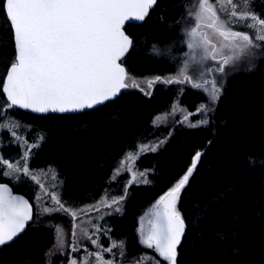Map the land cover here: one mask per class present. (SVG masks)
I'll return each instance as SVG.
<instances>
[{
    "label": "trees",
    "instance_id": "obj_1",
    "mask_svg": "<svg viewBox=\"0 0 264 264\" xmlns=\"http://www.w3.org/2000/svg\"><path fill=\"white\" fill-rule=\"evenodd\" d=\"M203 8L215 12L219 22H212L248 33L239 54L218 48L222 38L214 28L194 56L186 54L183 24H199L188 20L189 12ZM245 10L250 13L245 20L264 26V0H248ZM210 17L203 18L205 25ZM245 24H233L218 0H157L144 22L125 27L133 43L121 58L127 86L119 97L79 113L40 115L16 107L3 92L16 46L0 0V151L19 156L33 142L29 170L54 167L63 199L75 205L124 192L128 174H114L118 165L126 167L130 160L140 169L142 180L128 186L122 213L112 216L110 234L124 242L123 255H115L121 261L171 264L148 239L144 223L158 201L182 185L175 211L185 230L176 264H264V33ZM176 98L190 109L205 102L206 122L190 126L169 116L154 123ZM163 137L162 145L133 160L127 154ZM4 167L0 159V182L28 197L34 213L19 237L0 244V264H51L57 231L69 238L64 230L73 216L62 208L39 211L31 176L22 179L13 164L4 174ZM47 203L55 207L51 199ZM83 239L79 257L90 246L91 239Z\"/></svg>",
    "mask_w": 264,
    "mask_h": 264
},
{
    "label": "water",
    "instance_id": "obj_2",
    "mask_svg": "<svg viewBox=\"0 0 264 264\" xmlns=\"http://www.w3.org/2000/svg\"><path fill=\"white\" fill-rule=\"evenodd\" d=\"M157 0H5L16 62L3 92L16 107L35 114L79 113L119 97L127 86L121 58L133 43L127 24L144 22ZM182 185L155 206L147 237L176 264L185 230L175 211ZM33 203L8 181L0 182V244L26 229Z\"/></svg>",
    "mask_w": 264,
    "mask_h": 264
},
{
    "label": "rangeland",
    "instance_id": "obj_3",
    "mask_svg": "<svg viewBox=\"0 0 264 264\" xmlns=\"http://www.w3.org/2000/svg\"><path fill=\"white\" fill-rule=\"evenodd\" d=\"M218 1L222 10L227 13L228 18H230L233 24H236L238 21H246V26L251 27L253 25L256 27H251L253 30L258 29L261 35L264 33V26L260 27V23H257L256 20L252 19V21H249L248 18L245 20V17H249L250 15L248 10L244 11L245 4L248 0ZM207 16L211 18L209 22H212V19L219 22L215 17L214 11L209 12L204 8L199 12L190 10L188 20L190 22L196 20L199 24L195 25V27L188 21L183 24L182 40L187 46L186 54L194 56L199 47L206 44L209 38L212 37L211 30L213 28L217 29L216 32L223 40L218 41L220 43L218 48L221 50L223 47H228L234 55L239 54V50L247 41L246 38H249L248 33L246 31H232L230 26L220 23L212 22L210 26L205 25L204 23L207 22L203 18ZM222 25L226 27H222ZM185 48L182 55L185 52ZM220 64L221 62L213 67L214 73L219 70ZM206 112L205 102H200L195 109H190L187 104H182L181 100L176 98L168 111L155 116L154 123L158 124L167 117L172 116V121L179 119L184 124L197 126L206 122L208 117ZM165 140L166 137L150 140L147 144H140L134 152L129 151L127 154H130V159L133 160L142 151L157 148ZM32 147L33 142L29 141L27 145L25 144L23 154L19 156L9 150L0 151V159L5 164L4 174L9 170V165L13 164L16 174L22 179L31 176V182L36 186L34 192L35 202L39 211L49 212L54 208H62L73 216V225H70L64 230L69 235V238H66V234H63L60 229L57 231V242L51 264H140L139 262L121 261L115 256L119 253V255H123L124 242L114 239L110 234V230L112 228V216L122 213V201L127 197L128 186L133 182L142 180L140 177L141 170L133 168L130 160L127 161L126 167L118 165L114 169V174L123 172L128 174L124 192H115V194L108 196L104 194L92 203L75 205L63 199L62 178L58 175L54 167L49 166L35 173L29 170L27 160ZM19 160L20 163H18ZM48 199H51L55 203V207H51L48 203L43 204ZM150 219L151 217L144 223L145 234L148 232ZM67 231H70V233ZM84 236L91 239L89 241L90 246L87 245L86 250L81 251V256L79 257L77 255L78 248L86 247L84 243L86 241L83 239Z\"/></svg>",
    "mask_w": 264,
    "mask_h": 264
}]
</instances>
